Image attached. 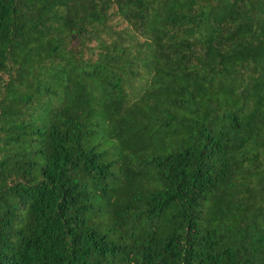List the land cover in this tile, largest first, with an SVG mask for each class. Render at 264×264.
<instances>
[{
    "label": "trees",
    "instance_id": "1",
    "mask_svg": "<svg viewBox=\"0 0 264 264\" xmlns=\"http://www.w3.org/2000/svg\"><path fill=\"white\" fill-rule=\"evenodd\" d=\"M0 264H264V0H0Z\"/></svg>",
    "mask_w": 264,
    "mask_h": 264
},
{
    "label": "rangeland",
    "instance_id": "2",
    "mask_svg": "<svg viewBox=\"0 0 264 264\" xmlns=\"http://www.w3.org/2000/svg\"><path fill=\"white\" fill-rule=\"evenodd\" d=\"M169 216H170V212L165 213V215L162 218V221L165 222L166 218L168 219Z\"/></svg>",
    "mask_w": 264,
    "mask_h": 264
}]
</instances>
